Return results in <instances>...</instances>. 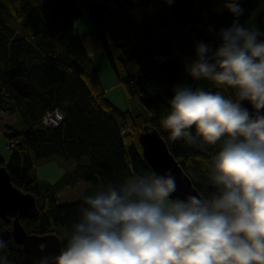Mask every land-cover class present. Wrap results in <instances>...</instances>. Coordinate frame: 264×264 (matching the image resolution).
Returning a JSON list of instances; mask_svg holds the SVG:
<instances>
[{"label":"trees","instance_id":"1","mask_svg":"<svg viewBox=\"0 0 264 264\" xmlns=\"http://www.w3.org/2000/svg\"><path fill=\"white\" fill-rule=\"evenodd\" d=\"M230 0H0V111L15 113L22 126L4 124L10 147L7 162L0 158L11 182L35 196L38 212L20 217L28 233L52 232L66 247L73 225L80 221L84 196L102 186H121L132 176L152 174L139 134L146 124L157 128L169 150L203 198L218 189L210 180L213 157L223 140L208 144L202 138L188 143L172 140L162 126L169 100L185 85L226 99L237 100L236 90L207 79L194 80L189 65L197 59L199 43L213 51L221 29L234 22L258 29L264 40V10L251 17L258 0H236L242 14L234 16ZM89 16L92 30L78 33L74 20ZM102 50L126 94L139 104L121 110L105 95L91 54ZM59 109L56 125L41 122L47 110ZM120 128L124 132L120 133ZM196 135L195 127L190 129ZM57 157L72 160L71 169L55 181L39 180L37 162ZM80 198L58 202L62 186L77 188ZM0 264H37L16 243L11 222L0 218Z\"/></svg>","mask_w":264,"mask_h":264},{"label":"clouds","instance_id":"2","mask_svg":"<svg viewBox=\"0 0 264 264\" xmlns=\"http://www.w3.org/2000/svg\"><path fill=\"white\" fill-rule=\"evenodd\" d=\"M171 2V0H169ZM225 7L236 17V0ZM237 22L221 29L213 51L199 43L189 67L194 80L236 90L237 100L177 86L162 126L172 140H223L213 157L210 199L169 201L175 177L132 176L84 196L87 207L73 225L55 264H264V40ZM248 101L255 115L242 106ZM195 127L196 135L190 129ZM5 244L0 241V249ZM6 264V261H5ZM47 264V258L42 261Z\"/></svg>","mask_w":264,"mask_h":264},{"label":"water","instance_id":"3","mask_svg":"<svg viewBox=\"0 0 264 264\" xmlns=\"http://www.w3.org/2000/svg\"><path fill=\"white\" fill-rule=\"evenodd\" d=\"M242 106L255 115V110L248 101ZM264 114V110H262ZM139 141L145 160L157 175L171 173L176 180V191L171 194V200L186 199L188 196L202 197L201 193L192 184L190 177L182 169L177 159L169 150L163 136L156 127L146 124L139 134ZM38 212L35 196L15 186L4 165H0V218L11 222V233L16 243L24 251L33 256L37 264L47 258V264H55L62 248L61 238L52 232L44 234L28 233L20 222V217H33Z\"/></svg>","mask_w":264,"mask_h":264},{"label":"rangeland","instance_id":"4","mask_svg":"<svg viewBox=\"0 0 264 264\" xmlns=\"http://www.w3.org/2000/svg\"><path fill=\"white\" fill-rule=\"evenodd\" d=\"M264 10V0H258V8L253 13L251 17V21L253 22L251 25L255 26L256 16L257 14ZM88 18L91 19L87 15H83L77 19ZM92 20V19H91ZM78 27H80V22H78ZM94 26L92 25V29ZM91 58L97 68L99 77L101 78L102 85L106 87L105 96L119 109H131L139 104L136 96H130L126 94L124 87L117 82L108 62L105 57V54L102 50H98L91 54ZM11 121V124L15 127L19 128L22 126V123L19 119H15V121ZM7 139L4 136L0 124V158L7 162L10 156V149L7 147ZM73 166L72 160H61L57 157H52L47 160H41L37 162L35 166L34 173L38 177L39 180H49L55 181L57 180L63 172L71 169ZM86 186V183H81L77 188H70L68 186H62L58 193H56L55 197L58 202H69L74 201L80 198V191ZM171 202V199H169Z\"/></svg>","mask_w":264,"mask_h":264},{"label":"crops","instance_id":"5","mask_svg":"<svg viewBox=\"0 0 264 264\" xmlns=\"http://www.w3.org/2000/svg\"><path fill=\"white\" fill-rule=\"evenodd\" d=\"M78 22H80V27H78ZM92 25L94 26L93 21L91 19L88 20V18H82V19L80 18V19L74 20V27L78 33H84L86 31L92 30ZM98 76H99V74H98ZM99 79H100V82L102 85L101 78L99 77ZM118 83L119 82L117 81L113 85L118 84ZM102 87H103L104 95H105L106 87H104L103 85H102ZM123 110H126V109H123ZM15 119L16 120L18 119L15 113H8V112L0 111L1 128L3 127L4 124H10L11 123L10 120L15 121Z\"/></svg>","mask_w":264,"mask_h":264},{"label":"built area","instance_id":"6","mask_svg":"<svg viewBox=\"0 0 264 264\" xmlns=\"http://www.w3.org/2000/svg\"><path fill=\"white\" fill-rule=\"evenodd\" d=\"M63 118V113L55 108L53 110H47L41 117V122L45 125H56L58 124ZM124 132L123 128H120V133ZM16 139L7 140V147L10 148L14 146Z\"/></svg>","mask_w":264,"mask_h":264}]
</instances>
